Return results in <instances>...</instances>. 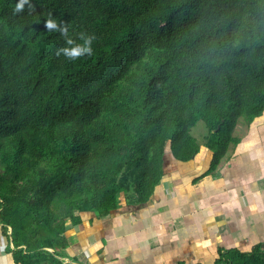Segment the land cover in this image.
<instances>
[{
	"label": "trees",
	"instance_id": "trees-1",
	"mask_svg": "<svg viewBox=\"0 0 264 264\" xmlns=\"http://www.w3.org/2000/svg\"><path fill=\"white\" fill-rule=\"evenodd\" d=\"M16 3L0 0V224L18 264H60L43 248L68 249L73 227L117 210L129 171L149 201L168 155L200 151L199 121L212 173L240 120L264 113V0ZM48 13L77 43L94 35L93 54L57 57ZM214 264H264V251L219 249Z\"/></svg>",
	"mask_w": 264,
	"mask_h": 264
},
{
	"label": "crops",
	"instance_id": "crops-1",
	"mask_svg": "<svg viewBox=\"0 0 264 264\" xmlns=\"http://www.w3.org/2000/svg\"><path fill=\"white\" fill-rule=\"evenodd\" d=\"M240 125L214 172L205 136L193 160L166 157L149 201L126 190L117 210L73 227L68 251L90 254V264H214L219 249L264 251V113L241 134ZM7 241L0 224V264H18Z\"/></svg>",
	"mask_w": 264,
	"mask_h": 264
},
{
	"label": "clouds",
	"instance_id": "clouds-1",
	"mask_svg": "<svg viewBox=\"0 0 264 264\" xmlns=\"http://www.w3.org/2000/svg\"><path fill=\"white\" fill-rule=\"evenodd\" d=\"M27 5L29 14L35 11L34 5L31 3V0H17L15 8L13 10V14L22 13L25 10V6ZM45 28L48 32H57L64 39L65 44L67 46L61 47L57 50V57L63 56L69 61H76L83 57L91 56L93 54V43L96 40L94 35L85 34L81 32L77 34V39L82 41V43H77L69 35V26L60 21L57 22V19L53 16L52 13H48V18L44 21Z\"/></svg>",
	"mask_w": 264,
	"mask_h": 264
},
{
	"label": "rangeland",
	"instance_id": "rangeland-1",
	"mask_svg": "<svg viewBox=\"0 0 264 264\" xmlns=\"http://www.w3.org/2000/svg\"><path fill=\"white\" fill-rule=\"evenodd\" d=\"M241 125L239 126V131L237 133L241 134L243 132V129L246 127L247 123L244 122L243 120H240L239 122ZM192 134L193 136L197 139L198 142H204V138L205 136L208 134V130L204 124L203 121H199L195 127L192 129ZM0 170H1V165H0ZM137 172L132 170V171H129V173L127 174V176L125 177V180L123 182V185L125 186V188L127 189V194H128V197H131V198H135L137 197L138 195V192L136 191V183L138 181V174L139 172L136 174ZM69 222L67 223V225L69 226ZM6 250L7 252H11L12 253H17L19 254L20 252H18V250H13L12 249V246L9 244V242L7 241L6 244ZM71 247V245L68 247V249ZM68 249L66 250H60L62 251L63 254H65L66 256H72L75 257V259L79 262V264H90V254H78V255H74V253L72 252H69ZM216 256V255H215ZM193 263V262H192ZM194 264V263H193Z\"/></svg>",
	"mask_w": 264,
	"mask_h": 264
},
{
	"label": "built area",
	"instance_id": "built-area-1",
	"mask_svg": "<svg viewBox=\"0 0 264 264\" xmlns=\"http://www.w3.org/2000/svg\"><path fill=\"white\" fill-rule=\"evenodd\" d=\"M12 233H13V230L9 228V231H8L9 238L8 239L10 241V245L12 246V249L15 250L14 245L12 243ZM23 248L25 249L24 246ZM43 249L44 251L48 252L49 254L57 258L60 261V264H79L77 260L69 256H66L58 248L45 247ZM43 264H52V262L50 261V258H48L47 260H44Z\"/></svg>",
	"mask_w": 264,
	"mask_h": 264
}]
</instances>
